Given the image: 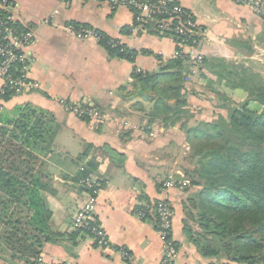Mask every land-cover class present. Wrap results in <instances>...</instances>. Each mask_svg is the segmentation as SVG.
<instances>
[{"label": "crops", "instance_id": "0c3cea01", "mask_svg": "<svg viewBox=\"0 0 264 264\" xmlns=\"http://www.w3.org/2000/svg\"><path fill=\"white\" fill-rule=\"evenodd\" d=\"M11 1L18 27L35 34L29 48V79L35 85L8 100L0 98L1 117H13L18 107L27 104L48 113L55 128L51 150L40 154L46 186L41 195L51 213L50 228L61 237L45 242L38 257L41 261H37L161 264L164 243L157 228L152 221L135 216L133 210L136 205L175 195L164 187V181L174 169L177 140L181 141L183 134L177 123L164 127L143 115L152 106V93L141 88L131 97L127 93L134 89V72H158L168 59L177 56L174 40L159 32L155 23L133 31L134 9L124 4L127 0ZM172 1L192 11L202 30L196 50L205 65L198 69L197 63L189 60L187 75L192 79L184 84L187 98L197 100V88L217 77L211 68L222 60L231 64L232 58L246 50L248 41L263 40L264 20L234 0ZM67 24L90 27L136 54L132 60L110 56L97 39H78L65 28ZM139 89L150 98L142 99ZM66 105L94 109L106 117L94 121L69 112ZM104 146L121 154L120 163L111 160ZM88 148V156L80 158ZM90 157L97 163V175H89L98 184L95 219L107 238L104 248L70 226L74 213L87 199L84 179L88 175L82 178L79 174ZM171 237L177 241L174 230ZM185 256L180 251L176 264L187 261Z\"/></svg>", "mask_w": 264, "mask_h": 264}, {"label": "trees", "instance_id": "16d2710c", "mask_svg": "<svg viewBox=\"0 0 264 264\" xmlns=\"http://www.w3.org/2000/svg\"><path fill=\"white\" fill-rule=\"evenodd\" d=\"M174 22L171 20V25ZM151 23L157 29V21L145 27ZM97 41L110 56L132 60L136 54L103 33L99 32ZM188 62L179 53L158 72L133 73L134 89L127 96L131 97L138 88L153 94L152 106L143 111L150 122L158 120L170 127L180 121L187 104L184 76ZM204 65L202 57L198 69ZM232 65L222 60L211 70L229 87H243L246 97L238 105L227 107L226 118L218 116L226 131L222 143L202 144L188 153L191 164L186 170H192L188 172L195 189L185 199V219L191 225L183 232L202 258L217 259L213 264H264V79L254 81L247 68L239 72ZM14 94L6 89L0 98L8 100ZM0 121V207L22 208L17 217H7V212L0 209V223L4 220L0 241L10 252V262L19 258L24 264H39L43 243L61 237L50 228L51 213L41 195L46 186L40 154L51 150L55 128L48 113L27 104L18 107L13 117L2 119L0 115ZM216 136L220 137L215 133ZM89 148L80 158L88 156ZM104 149L111 160L120 163L121 154L108 146ZM96 171L97 163L90 157L79 176L97 175ZM95 186L98 188L96 182ZM152 203L136 205L133 211L143 212L141 219L157 224L150 211ZM167 237L170 239L171 234Z\"/></svg>", "mask_w": 264, "mask_h": 264}, {"label": "rangeland", "instance_id": "374dc122", "mask_svg": "<svg viewBox=\"0 0 264 264\" xmlns=\"http://www.w3.org/2000/svg\"><path fill=\"white\" fill-rule=\"evenodd\" d=\"M237 3L244 4L251 8V10L260 18L264 20V0H234ZM180 4V3H178ZM181 5V4H180ZM184 9H186L191 19L193 20V25H195L194 30L192 31V34L190 35V39L188 42L184 45H178V49L181 50L182 56H185L187 60L194 61V56L199 54V52L196 50L198 43L200 41L202 30L197 24V21L194 17V14L192 11H190L187 7L181 5ZM139 14L138 10H134V18L136 15ZM134 22V19H133ZM133 24V23H132ZM131 24V25H132ZM168 35L171 36V38L174 40V36L172 35V32H166ZM75 36V35H74ZM76 37V36H75ZM263 40L261 42H251L248 41L249 44L246 48V50L239 56L232 58L233 62L231 64L232 68H234L237 71H241L244 68H247L248 75L252 76V79L256 81L258 78L264 79V34H263ZM78 38V37H77ZM91 38V37H87ZM78 39H85V38H78ZM178 43V41H177ZM179 55V53L177 54ZM201 55V54H199ZM195 69L196 75L199 74V71L194 65L193 67ZM191 75H187L185 73L184 76V84L186 82L190 83V77ZM217 76V75H216ZM193 77V76H192ZM31 85H35L29 79V68H28V79H27ZM192 84V81H191ZM188 84V85H191ZM15 93H17L16 90H13ZM197 100L189 99L186 95V106L184 112L181 114V119L178 124L179 131L183 134L182 140H177V147H176V155L177 158L175 160V163H172L174 166L173 171L171 170L167 178L164 181V187L169 189V193H174L173 197L166 196L165 198H159L152 203L156 205L158 202H165L167 205L171 208L172 211V219H171V226L169 233L172 234V231L174 230L177 233V244L173 243V238L170 237V240L173 244L174 248V256L172 259L171 264H176V259H178L180 251H183L185 253V257L187 261L181 262V264H213L216 262L215 257H209L208 259H204L200 256L198 250L195 247V244L193 242H190L186 236V234L183 232L184 227H188L191 225V222L187 221L185 219V213L188 210L187 205L188 202L186 199L189 192L193 191L195 189V186L191 183V176L190 172L192 171L190 169L186 170L190 164L191 159L187 158L188 153L191 151L193 147L202 145V144H208V145H214L217 143H222V138L225 137L226 131L223 129V123L219 121L218 116L221 115L222 117H227V107L238 105L240 102L244 100L246 97V91L243 87L241 88H232L229 87L225 80L222 78H218V76L215 79L209 78L205 81V84L202 88H197ZM18 92H21L18 91ZM201 100V101H200ZM78 106V105H76ZM66 109L69 111L70 106L66 105ZM90 114L84 113L85 118H90L91 120H100L102 121L106 116H103L101 114H98V112L94 109H89ZM86 111V110H85ZM80 116V115H79ZM191 131V132H190ZM215 133L219 134L220 137H215ZM190 135V138L188 137ZM171 195V194H170ZM1 212L6 211L7 217H17L19 215L18 212L22 211L21 207L18 205H11V206H4L2 205L0 207ZM0 216L1 213H0ZM154 224V220H151ZM4 220L1 221L3 223ZM0 223V232L3 230ZM155 228L159 227V224H156L155 222ZM196 224L194 225V227ZM77 231V230H76ZM158 232H160L158 230ZM30 236L29 233H26V236ZM45 243V242H44ZM43 243V244H44ZM43 248V247H42ZM4 259H2V257ZM10 252L2 246V241H0V261L2 262H10L8 259H12L10 257ZM23 260L19 258H13L12 262H20ZM40 264L41 262L38 261ZM178 264V263H177Z\"/></svg>", "mask_w": 264, "mask_h": 264}, {"label": "built area", "instance_id": "2783aa9c", "mask_svg": "<svg viewBox=\"0 0 264 264\" xmlns=\"http://www.w3.org/2000/svg\"><path fill=\"white\" fill-rule=\"evenodd\" d=\"M59 1L68 2L70 0ZM109 1L113 2V0ZM124 4L134 10L137 9L139 13L131 25L133 31L144 28L150 22L157 21L158 31L176 34L178 39L174 38V41L179 46L188 42L192 31H195V25H193L189 12L172 0H127L124 1ZM15 9L13 1L0 0V93L6 89L18 92L31 86L27 80L29 48L35 41V34L31 29L18 28L14 15ZM158 17L161 18L158 20ZM171 20L175 21L173 25L170 23ZM65 28L78 38H99V32L87 26L67 24ZM181 52L178 50L176 54ZM201 59L202 56L199 54L194 56L196 63H199ZM69 112L80 116H84V113L90 114L89 108L79 106H71ZM1 126L2 122L0 121ZM84 185L89 191L87 199L74 213L70 226L88 236L97 246L104 248L108 242L103 229L95 219V197L98 188L95 186V179L92 175H88L84 179ZM150 211L157 218L159 234L164 243L161 264H171L175 253L173 244L167 237L172 219L171 208L165 202H158L150 208ZM133 214L139 218L144 216L141 211H133ZM123 256L126 257V253L123 252ZM38 260L41 261L39 258Z\"/></svg>", "mask_w": 264, "mask_h": 264}, {"label": "water", "instance_id": "95a60500", "mask_svg": "<svg viewBox=\"0 0 264 264\" xmlns=\"http://www.w3.org/2000/svg\"><path fill=\"white\" fill-rule=\"evenodd\" d=\"M138 93L141 95L142 99H144V100H147L150 98L146 94H144L140 89L138 90Z\"/></svg>", "mask_w": 264, "mask_h": 264}]
</instances>
